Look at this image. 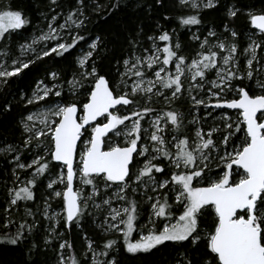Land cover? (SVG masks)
I'll return each instance as SVG.
<instances>
[{
    "label": "snow or ice",
    "instance_id": "snow-or-ice-1",
    "mask_svg": "<svg viewBox=\"0 0 264 264\" xmlns=\"http://www.w3.org/2000/svg\"><path fill=\"white\" fill-rule=\"evenodd\" d=\"M190 2L193 8L199 7L195 0H181L185 5ZM50 3L55 5L57 0H50ZM80 4L83 5V0ZM203 6L215 7L214 0H207ZM239 11L230 8L228 15L236 17ZM83 16L82 7H77L68 13L64 24L53 27L57 19L53 15L49 31L41 34L38 40L57 43L42 51L32 45L22 46V52L36 53L34 59L25 61L17 57L12 61V70L0 64V83L7 84L8 78L18 75L37 60L70 53L85 38L77 33L71 36V42H59L63 40L60 32L68 31V25L82 28ZM248 18L250 29L264 37V10L250 11ZM28 22L20 10L10 7L0 10V40H5L10 30H19ZM180 23L196 25L200 21L196 16H189L182 18ZM225 31H229L227 26ZM230 34L235 41L238 33L232 30ZM208 35L215 37L216 33L210 31ZM148 39L152 41L150 48L142 49L140 54L133 51L123 60L124 71L120 73L118 90L93 65L90 72L80 73V80L74 78L69 82V90L75 93L91 77L86 102L79 105L52 102L53 106L46 111L30 113L24 118L22 126L27 138L23 143L28 147L35 142L40 151L27 164L20 163L16 156L17 168L34 171L26 186L9 190V205L32 201L36 178L56 168L59 174L56 179L48 180L47 187L52 190L49 196L62 201V213L49 216L50 205L46 202L45 217L56 222L50 225V236L61 220L65 227L79 226L91 206L104 215L100 225L103 231L122 237L123 247L131 255L159 251L167 242L182 247H187L184 242H188L196 248L203 244L204 251L196 264H264V79L261 78L264 56L257 55L258 49L264 50V39L250 37V44L243 50L246 57L243 69L235 42L218 40L211 44L206 37L200 43L201 51L189 59L180 54V44L173 45L172 36L166 31ZM32 43L36 44L37 39ZM129 43L135 49L136 42L130 40ZM99 44V37L88 44L89 50L79 59L80 68L93 58ZM213 72L215 78L209 79L208 74ZM51 76L55 79L56 73ZM237 80L241 82L239 85L234 83ZM245 80H255L258 92L250 94ZM55 88V85L52 88L38 85L27 104H39L50 95L60 97L61 91ZM229 94L231 99L227 98ZM185 96L191 105L188 115L192 119L188 124L197 125L211 114L193 115L200 107L236 110V118L233 120L222 113L219 117L222 129L213 127L205 133L197 127L195 136L189 137L185 133V115L172 107ZM156 103L163 107L151 106ZM101 117L103 122L98 123ZM146 117L149 118L148 127L144 128L141 121ZM37 122L40 127H36ZM216 132H222L218 140L213 139ZM85 133L88 138L82 141L83 148L77 160V144ZM237 134H241L239 144L231 141ZM106 138L109 146L105 150ZM137 157L144 158L139 161L143 166L132 173ZM161 160L168 164L154 163ZM210 162L220 169L214 177L208 175L212 171ZM166 168L170 169L167 173ZM154 173H163L169 178L161 181ZM77 179L80 187L74 190ZM54 185H63V188L56 190ZM88 186L90 192L85 191ZM141 188L151 211L148 223L138 231L139 205L129 195V189L136 194ZM163 189L167 191L161 192ZM149 191L160 194L149 195ZM113 201L119 202V206L114 207ZM208 216L212 217L211 227L205 230L201 228V221ZM158 222L161 223L158 225ZM32 227L21 223L14 234H6L0 243L18 245L26 238L24 232H31ZM85 240L87 251L93 253L92 264H117L114 258L96 259L97 256L107 257L115 249L117 239H107L100 252H96L91 240L87 237ZM48 243L50 240L45 239V244ZM66 247L71 250L72 245L67 241L59 244L57 264H79L74 256L65 259ZM183 264H193V261L184 257Z\"/></svg>",
    "mask_w": 264,
    "mask_h": 264
},
{
    "label": "rangeland",
    "instance_id": "rangeland-1",
    "mask_svg": "<svg viewBox=\"0 0 264 264\" xmlns=\"http://www.w3.org/2000/svg\"><path fill=\"white\" fill-rule=\"evenodd\" d=\"M61 0H57V4L58 2ZM12 0H0V10H5L6 8H9L11 10H20L22 13H24L21 9H17L13 3ZM195 2L199 5L198 8H193L191 6V2L188 3L187 5L182 4L181 0H178V4L180 5V9L183 10L184 15H190V14H195L197 12H201L204 10H208V9H213L214 7L211 8H205L203 5L205 3H207V0H195ZM50 3V0H49ZM215 3V7L218 6V4L220 3L219 0H214ZM51 4V3H50ZM53 5V4H52ZM56 5V4H55ZM54 5V6H55ZM76 8L70 11H75L77 9V7H82V10L84 12V16L81 17L82 19H86L85 16V12H86V8L84 7V1H83V5L80 4V0H76V4H75ZM232 8V9H238L236 5L234 4H230L227 6V10H226V15L229 17L228 15V10ZM53 10V9H52ZM54 10H56V8H54ZM70 11H63V10H56V12L54 11L53 15H56L57 19L53 24V27H57L58 25L64 24L65 23V17L68 15V13ZM254 12V13H258L261 10H252L251 9H247L245 11V16L248 18V13L249 12ZM53 15H47V13L42 12L39 15V20L34 24V26H31L30 21L21 29L19 30H10L11 34H6V39L5 40H0V64H3L6 68H8V70H12V61L14 59H16L17 57L20 58L21 60H29V59H34L35 54L34 52H32L31 50H26L24 52H22V46L24 45H32V48H35L37 51H42L45 50L51 46H54L57 41H39L38 37L43 34V33H47L49 31L48 28V24L51 21V17ZM232 18V17H229ZM27 19V18H26ZM225 26H227V28L229 29V31H225ZM223 29L221 30V32H217L216 30L213 29H208V30H200V29H195L192 26H188V36H189V41L191 42V46L189 45V48H183L182 43L180 41V39H176V38H172V43L173 45H175L176 43L180 44V54L188 57L189 59H191L192 57H195L196 54L201 51L200 49V43L201 41H203L206 37L208 38L209 42L211 44H215L218 42V40H225L226 42H235L237 49H238V58H239V62L241 65V68L243 69L246 63V57L243 53V50L245 48L248 47V45L250 44V37H253L257 40L260 39H264V37H261L259 35V33L255 30V29H250V26L248 29H246L243 33L242 36H240V34L235 30L234 27H232V25L226 24ZM68 28V31H61L60 35L63 36V40L59 41V42H71V36H75V26L74 25H68L66 26ZM29 28V29H28ZM182 28H184V26H182ZM234 30L238 33L237 37L235 38V41H233V38L231 37L230 32ZM215 32L216 36L215 37H209V32ZM70 33V34H69ZM255 33V35L253 36V34ZM194 37H199L200 39L197 40ZM37 39V43L33 44V40ZM94 41V40H93ZM90 44V43H89ZM152 45V42L150 43V46L148 48H150ZM99 47L100 44L98 46V49L93 53V58L91 60L94 59V56L97 55V53L99 52ZM262 49H264V45H262ZM74 50L71 49L70 51ZM88 44L84 47H82L81 49H78L77 52L75 53L74 59H73V66L74 69L73 71H70V73L66 76L63 74V72H60L59 69L54 68L53 66H38V70L40 71V77H36L35 80H32L31 82H27L24 86V88L21 90L20 92V96L17 98L21 103H22V112L21 115H19L18 118V126H17V133L15 132L14 135H10L9 138H3L0 139V161H3L1 163H3V168H4V172L2 175V178L0 177V182L3 183V185H7L8 190H7V197L10 200V196H9V190L13 189V188H18V187H23L26 186V182L27 180L31 179V173L34 171V169H19L16 167V161L15 158L16 156H19V162L20 163H31L34 155L40 151V149H37L35 147V142H33L32 145H29L28 147H25L23 141L27 138V134L24 133L23 130V126H22V121L24 120V118L30 114V113H40L43 111H46L48 107H52L53 104L52 102H62V103H77L82 104L83 102H86L87 99V89L90 86L89 85V81L91 80V77L88 78V81H84V87H80L76 90L75 93H73L72 91L69 90V82L73 81V79L75 78L76 80H80V73L81 72H90L91 71V66H95V64H93V62H91V60H89L86 64L85 67L82 69L79 66V59L82 58L84 56L85 53H87L88 51ZM4 53H7V55H3ZM137 54H140L141 52H136ZM257 55L258 57L260 56H264V50L258 49L257 50ZM52 56L59 58L60 56H55V54H53ZM51 57V56H49ZM63 57V56H62ZM45 58L48 57H44L41 60H37L34 64H30L29 68L24 69L22 72H20L17 76H20L22 73L26 72L28 69H31L32 67L36 68L37 63L42 62ZM129 58V57H128ZM127 59V58H126ZM261 63H264V61H261ZM254 66H255V62H254ZM96 67V66H95ZM97 70V67H96ZM124 71L123 68V62L120 66V68L118 69L117 75L114 76L111 80H109L112 83V86L114 89H119L120 87V73ZM98 72V70H97ZM51 73H56V78L53 79V77L51 76ZM38 74V75H39ZM14 77V76H13ZM10 77L8 78V81L13 78ZM209 79H214V72L213 73H209L208 74ZM261 78L264 79V74H261ZM107 79V78H106ZM40 82H43L42 84ZM132 81H129V84H131ZM235 84L239 85L241 82L240 81H234ZM244 84L249 85V87L246 88L247 91L250 92V94L254 93V92H258V89L255 88V80L253 81H248L245 80ZM6 84L4 83H0V90L4 88ZM40 86L41 88H43L45 85L49 88H52L53 85L56 86V88L54 90H60L61 91V96L60 97H56L54 95H50L46 101H41L39 104H32L29 105L27 104V100L29 98H31L33 96V93L37 90V86ZM201 96L204 95V93H200ZM139 99V97H137ZM199 98V97H198ZM228 99H231L232 96L231 94H229L227 96ZM212 103H215V100L212 101ZM141 104H143V101H141ZM153 107H156L157 109H159L158 107H163L162 104L160 103H156L154 105H151ZM120 107V106H119ZM172 107L174 109H176L177 111L183 113L185 115V124L187 125V129H185V133L189 136V137H194L195 136V129L197 127L202 128V130L206 133L207 131H209L211 128L213 127H220L221 129L223 128V122L220 120V114H226L229 115L233 118V120H235L236 118V110H232V109H212V108H208L205 109L204 107H200V109L198 110V113L194 112L193 115L198 114L200 117H204L205 113H211L210 115L207 116L206 120H201L199 124L197 125H193V124H188V120L192 119V116L188 115L189 113V109L191 107L190 103L188 102V100L185 98H182L181 100L176 101ZM80 115V113H79ZM100 121L98 123H102L103 119H99ZM148 121L149 118L146 117L145 120L141 121V124L144 128L148 127ZM125 123H130L128 121H126ZM41 125L37 122L36 127H40ZM123 127V126H121ZM151 130V129H150ZM90 131V129H89ZM112 134L109 133V136H111ZM222 135V132H216L213 133V139L214 140H218L219 137ZM241 136V134H237L236 136H233L231 138V141L239 144L240 139L239 137ZM88 138V134L85 133L82 136V141H85ZM121 140V142L123 141V137L119 138ZM82 141L79 144V149H78V153H77V160L79 159V154L83 148V143ZM108 142H107V138H106V143L104 145L105 150L108 147ZM9 147L15 149L14 151H7L6 149H8ZM229 151H231V147H229L228 149ZM215 155V154H213ZM137 162L135 163V167L132 168V173H135L137 171L138 168L142 167V163H140L139 161H143V157H137ZM154 163H160L161 165H167L168 161L166 160H161V161H154ZM212 163V162H210ZM51 168V166H50ZM170 169L166 168V173L169 172ZM220 171L219 168H217L215 166V163H212V171L208 173L209 176L214 177L215 173ZM15 173V175H14ZM59 174V169L56 168H51V172H46L44 175L39 176L36 178V183L35 186L32 187V191L34 193V199L32 201H18L16 206H10L9 205V200H8V206H7V213H9V216L6 217V223L5 225H7V227H9V225H12L15 221H14V216H18L19 217V225L21 223H26L27 225H32V231L28 232L25 231L24 232V236L25 234H30L33 232L34 227L36 228L37 225L42 222L43 226L45 227L46 233H48L47 239L50 240V243L48 244H57V252H56V257L53 261V264H57L58 261V255H59V244L67 241L69 244L72 245L71 250L68 249L67 247L64 249V257L67 260L69 258V256H74L80 264L81 259H83L85 262H88V264H92V259H93V253L87 251V242L85 240V237H87L89 240H91L93 242V247L95 248L96 252H100L102 250V246L103 244L106 242L107 239H117V244L115 246V249H113L112 251L109 252V255L107 257L104 256H97L96 259L103 261L105 259H115L117 264H118V258L120 257L121 254H119L118 252V247H122V249H124L123 247V239L122 237H118V234L115 233H106L103 231L101 225V222L104 218L103 213H98L94 208H92L91 206L88 209V212L85 214L84 218L81 220L80 225L77 226L75 224H73L72 226H74V230L76 232H78V234H76V237H66V232L63 229V220L60 221V223L56 226V231L55 233H53L51 236L49 235L50 232V225L55 224V221H50L49 219H47L45 217V208H46V202L47 205H50V207L48 208V215L51 216L53 214L56 213H62V206L58 203L59 201H61L58 198H54L49 196V193L52 191L51 189H49L47 187L48 184V180L49 179H56L57 176ZM154 175L159 179V180H164V179H168L169 177L166 174L163 173H154ZM17 176L19 177V179L17 180ZM236 177L234 176L233 179H235ZM75 185V189H78L80 187V183L79 180L77 179L74 182ZM54 187L56 188V190H61L63 188V185H54ZM86 192H90L91 188L90 186L85 188ZM111 191V190H109ZM167 189H163L161 190V192H166ZM144 193V189H138L136 194H133L131 192V189H129V195L132 196L134 199H136L138 201V205H139V210H140V215L138 216V219L136 221L137 223V230L139 231V229L141 227H143L144 225H146L148 223V214L150 213L151 209L148 206V201L146 199V197L143 195ZM149 195H158L160 193H151L149 191L148 193ZM171 195V194H169ZM107 198V197H105ZM97 202L99 203V200H97ZM171 203V200L169 201ZM113 206H119V202L117 201H113ZM20 211V213H19ZM12 212V213H11ZM11 213V214H10ZM30 213V214H29ZM88 213H91V215H89ZM178 214V213H177ZM10 216L11 220H9ZM212 221V217L208 216L203 218V220L201 221V228L203 229H207L208 223H211ZM85 223V224H84ZM161 222H158V225ZM206 226V227H205ZM6 227V228H7ZM70 229V228H69ZM147 229H145L146 231ZM133 237L136 238V233H133ZM54 242V243H53ZM125 253H127L125 251V249L123 250ZM129 254V253H127ZM140 254V253H138ZM136 254V255H138ZM145 254V253H143ZM130 256H136V255H131ZM173 262V261H172Z\"/></svg>",
    "mask_w": 264,
    "mask_h": 264
},
{
    "label": "trees",
    "instance_id": "trees-1",
    "mask_svg": "<svg viewBox=\"0 0 264 264\" xmlns=\"http://www.w3.org/2000/svg\"><path fill=\"white\" fill-rule=\"evenodd\" d=\"M17 9H21L23 16L30 21L31 26L39 20L42 12L53 15L56 10L70 11L76 8V0H61L55 6L49 0H12ZM86 8L84 26L75 30L84 36L74 50L65 53L63 57H48L37 63L36 68L32 67L20 76L11 78L3 89L0 90V139L9 138L17 131V122L22 112V103L17 99L21 90L27 82L40 77L38 66H53L68 75L73 71V59L78 49L91 43L97 37L100 38L99 52L91 60L97 67L98 73L111 80L117 75L124 59L130 57L133 51L141 52L142 49L150 46L149 36H156L161 31L168 32L172 38L180 39L183 48H189L191 42L188 40V26L180 23L182 18L196 16L199 24L190 25L195 29H213L221 32L226 24L243 35L249 28V19L245 16L247 9L264 10V0H219L218 6L213 9L204 10L195 14L184 15L178 0H83ZM234 4L240 10L236 17L229 18L226 15L227 6ZM56 8V10H52ZM184 26V28H182ZM29 29V28H28ZM135 41L136 47L129 41ZM191 46V45H190ZM39 74V75H38ZM160 108V107H158ZM17 133V132H16ZM240 135V134H239ZM3 161H0V175L5 171ZM6 164V163H4ZM2 178V176H0ZM0 182V239H4L6 234H14L19 226V217L14 218V223L5 227L6 212L8 206L7 188ZM62 206V201L58 202ZM12 213V212H11ZM10 213V214H11ZM20 213V211H19ZM85 224V223H84ZM207 228L211 227L208 223ZM206 227V226H205ZM66 237H76L74 226L69 229L65 227ZM48 233H46L43 223L40 222L30 234H25V239L18 245L0 243V264H53L56 257L58 245L45 244ZM54 243V242H53ZM33 244L35 247L33 248ZM187 247L173 245L167 242V246H162L161 250H153L150 254L140 253L130 256L125 253L122 247H118L120 257L118 264H183L184 257L196 264L200 255L204 251L203 244L199 248L184 242ZM173 261V262H172ZM80 264H88L81 259Z\"/></svg>",
    "mask_w": 264,
    "mask_h": 264
},
{
    "label": "water",
    "instance_id": "water-1",
    "mask_svg": "<svg viewBox=\"0 0 264 264\" xmlns=\"http://www.w3.org/2000/svg\"><path fill=\"white\" fill-rule=\"evenodd\" d=\"M119 107V106H118ZM78 116H79V112H78V114H77ZM100 119V118H99ZM81 141H82V137H81ZM80 141V142H81ZM80 142H78V144H77V153H78V149H79V144H80ZM74 190H75V185H74Z\"/></svg>",
    "mask_w": 264,
    "mask_h": 264
},
{
    "label": "flooded vegetation",
    "instance_id": "flooded-vegetation-1",
    "mask_svg": "<svg viewBox=\"0 0 264 264\" xmlns=\"http://www.w3.org/2000/svg\"><path fill=\"white\" fill-rule=\"evenodd\" d=\"M101 119H103V117H101ZM100 120H98L97 122H99Z\"/></svg>",
    "mask_w": 264,
    "mask_h": 264
}]
</instances>
